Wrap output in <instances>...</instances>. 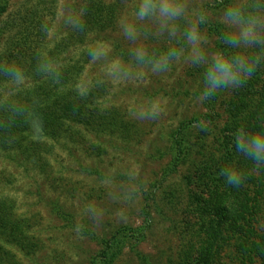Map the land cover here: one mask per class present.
Wrapping results in <instances>:
<instances>
[{
	"label": "rangeland",
	"instance_id": "1",
	"mask_svg": "<svg viewBox=\"0 0 264 264\" xmlns=\"http://www.w3.org/2000/svg\"><path fill=\"white\" fill-rule=\"evenodd\" d=\"M52 1L48 8L50 0H8L0 26L37 7L43 22L48 21L46 39L52 44L79 31L87 10L92 13L94 28L65 57L74 61L91 51L78 83L82 90L94 87L96 101L112 111L116 124L104 132L82 125L78 134L67 133L53 143L42 170L0 156V190L28 217L36 242L32 253H18L17 264H97L102 240L123 227L136 231L125 236L114 264H181L189 251L186 264L199 261L214 218L202 210L210 192L201 193L191 175L204 167L220 171L226 107L239 91L232 84L215 100L204 97L207 62L221 52L211 28L222 23L237 35L239 26L227 21L220 0H175L183 11L174 20L158 12L140 19L142 0ZM232 2L249 10L245 21H257L264 41V0ZM193 26L205 56L199 63H194V46L187 38ZM263 43L236 47L249 64ZM138 51L145 53L143 60L137 59ZM170 51L175 55L168 56L166 70L154 71ZM181 138L186 159L174 169L175 142ZM142 226L143 235L137 230ZM220 255L221 262L229 261L226 251Z\"/></svg>",
	"mask_w": 264,
	"mask_h": 264
},
{
	"label": "trees",
	"instance_id": "2",
	"mask_svg": "<svg viewBox=\"0 0 264 264\" xmlns=\"http://www.w3.org/2000/svg\"><path fill=\"white\" fill-rule=\"evenodd\" d=\"M50 1L48 8L54 2ZM7 4L8 0H0V17L6 13ZM219 7L226 11L229 7L238 9L244 20L250 16L249 10L232 0H220ZM43 18V12L35 7L16 13L0 26V156L25 169L42 170L53 143L67 133L78 134L82 125L104 132L116 124L112 111L101 108V102L96 101L94 87L82 90L78 83L91 51H84L85 57L74 61L65 57L94 28L90 23L92 20L95 24L92 13L87 10L79 31L71 30L52 44L46 39L49 24ZM212 26L218 36L216 49L227 56L239 54L237 47L225 43L232 36L229 28L222 23ZM249 62L254 66L252 75L241 80L236 98L227 103L229 118L223 131L226 137L222 141L220 171L212 173L201 167L202 171L197 169L191 175V183L200 187L201 193L210 192L206 209L202 210L212 213L214 219L208 222L210 232L201 245L204 252L199 256L200 262L188 264H264V158L256 160L237 149L240 130L246 143L251 136L264 133V43L256 48ZM15 71L20 73L19 79L12 75ZM204 84L206 91L208 85ZM225 89L222 86L210 97H221ZM182 144V138L175 142L174 169L186 159ZM231 170L240 174L239 186L228 183L227 173ZM15 203L0 190V264H17L18 253L28 255L36 246L29 219L18 213ZM124 230L127 233H122ZM137 230L143 235L145 228ZM133 231L136 230L132 227H123L103 239L97 264H114L125 236ZM222 251L227 252L228 262H221ZM190 255V251L186 253L181 264H186Z\"/></svg>",
	"mask_w": 264,
	"mask_h": 264
},
{
	"label": "clouds",
	"instance_id": "3",
	"mask_svg": "<svg viewBox=\"0 0 264 264\" xmlns=\"http://www.w3.org/2000/svg\"><path fill=\"white\" fill-rule=\"evenodd\" d=\"M182 11L183 5L175 2V0H159L158 3L154 2V0H142L137 15L140 19H143L146 16L158 12L159 16L163 17L165 20H174L182 14ZM225 16L230 24L239 26V33L226 38L225 43L236 47L241 44V42L249 46L254 43L264 42L256 31L257 21L255 19L250 18L245 21L241 12L233 7L228 8ZM126 33L131 35V27L126 29ZM187 38L194 46V63L205 61L204 53L199 48L201 37L199 36L198 28L196 26L189 29L187 32ZM144 55L145 53L143 51H138L137 59L143 60ZM173 55H175L174 51L167 53L161 60L157 61L153 70H166L168 56ZM95 58L96 55L94 54L93 59ZM253 71L254 66L248 64L246 58L239 54L235 56H227L222 52L215 53L212 56L211 61L207 62L205 69L204 77L205 83L208 87L206 88L204 97L207 98L211 93H214L222 86L232 84L239 86L241 80L251 76ZM12 75L16 76L17 79L20 78V73L18 71L12 72ZM237 149L245 151L246 154L253 155V158L256 160L264 158V133H257L251 136L246 143V136L243 133V130H240V135L237 137ZM227 177L228 183L233 184L234 186L240 185V174L237 171L231 170L227 173Z\"/></svg>",
	"mask_w": 264,
	"mask_h": 264
}]
</instances>
